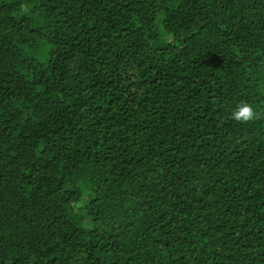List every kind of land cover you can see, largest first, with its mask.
I'll return each mask as SVG.
<instances>
[{
    "label": "trees",
    "instance_id": "1",
    "mask_svg": "<svg viewBox=\"0 0 264 264\" xmlns=\"http://www.w3.org/2000/svg\"><path fill=\"white\" fill-rule=\"evenodd\" d=\"M0 264H264V0H0Z\"/></svg>",
    "mask_w": 264,
    "mask_h": 264
},
{
    "label": "clouds",
    "instance_id": "2",
    "mask_svg": "<svg viewBox=\"0 0 264 264\" xmlns=\"http://www.w3.org/2000/svg\"><path fill=\"white\" fill-rule=\"evenodd\" d=\"M231 118L237 122L248 123L261 118V114L257 112L251 103L241 101L233 110Z\"/></svg>",
    "mask_w": 264,
    "mask_h": 264
},
{
    "label": "rangeland",
    "instance_id": "3",
    "mask_svg": "<svg viewBox=\"0 0 264 264\" xmlns=\"http://www.w3.org/2000/svg\"><path fill=\"white\" fill-rule=\"evenodd\" d=\"M82 189L85 197L89 196L91 194V188L87 183L82 184Z\"/></svg>",
    "mask_w": 264,
    "mask_h": 264
}]
</instances>
